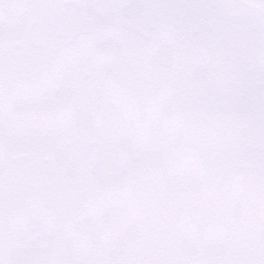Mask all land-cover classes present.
<instances>
[{
	"label": "snow or ice",
	"instance_id": "snow-or-ice-1",
	"mask_svg": "<svg viewBox=\"0 0 264 264\" xmlns=\"http://www.w3.org/2000/svg\"><path fill=\"white\" fill-rule=\"evenodd\" d=\"M0 264H264V0H0Z\"/></svg>",
	"mask_w": 264,
	"mask_h": 264
}]
</instances>
